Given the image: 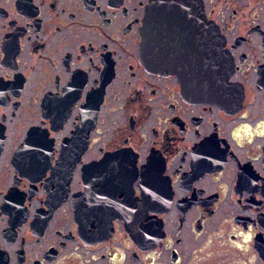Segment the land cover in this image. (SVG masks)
<instances>
[{
	"label": "flooded vegetation",
	"instance_id": "obj_1",
	"mask_svg": "<svg viewBox=\"0 0 264 264\" xmlns=\"http://www.w3.org/2000/svg\"><path fill=\"white\" fill-rule=\"evenodd\" d=\"M158 1L0 0V264H264V0Z\"/></svg>",
	"mask_w": 264,
	"mask_h": 264
},
{
	"label": "water",
	"instance_id": "obj_2",
	"mask_svg": "<svg viewBox=\"0 0 264 264\" xmlns=\"http://www.w3.org/2000/svg\"><path fill=\"white\" fill-rule=\"evenodd\" d=\"M195 1L188 5V7L193 10V18H191L190 20L194 24L193 32L194 34H196V38H200L201 35H204L205 33L204 36L206 38H209L210 44L209 48L207 47V49L204 50V54H202V51H199L194 54L195 58L198 59V63L195 61V63L197 64H194V67L192 69L194 79L195 81H197V79H203L208 75H210V77H216L220 75L221 77V75H223L224 73L226 66L224 63L222 50L220 48V45L218 44V35L216 33V30L212 27V23H210V21L200 15V5ZM173 6L174 5L172 4L171 0H159L158 3L150 7L149 16L151 19H153L154 23L161 22V17L163 15H172ZM202 57H204L205 65L202 64ZM205 73L206 75H204Z\"/></svg>",
	"mask_w": 264,
	"mask_h": 264
}]
</instances>
